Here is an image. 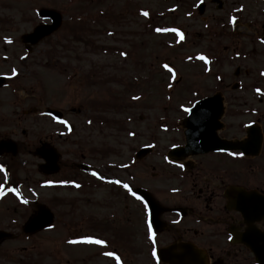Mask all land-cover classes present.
Returning <instances> with one entry per match:
<instances>
[{
    "label": "rangeland",
    "instance_id": "374dc122",
    "mask_svg": "<svg viewBox=\"0 0 264 264\" xmlns=\"http://www.w3.org/2000/svg\"><path fill=\"white\" fill-rule=\"evenodd\" d=\"M41 7L58 11L62 25L37 44L22 69L19 36L40 22L35 11ZM263 12L260 0H0V30L6 24L14 28L0 33V41L7 35L12 43L4 42L7 51L0 50V71L19 77L16 88L24 89L35 107L24 126L32 135L29 142L51 144L61 156L59 172L47 179L39 173L38 158L29 157L28 188L16 185L12 173L20 183L25 175L11 168L12 190L0 211L9 223L1 220L3 228H10L15 213L31 210L32 201L48 206L53 221L48 231L5 243L1 264H150L148 242H153L129 188L145 187L162 200L165 191L178 187L164 155L182 139L176 125L195 99L192 92L212 88L220 74L225 90H232L240 85L242 67H261H247L231 53L248 28L260 30ZM250 87L247 79L244 89ZM5 93L3 123L11 127L17 123L15 106L25 104L20 94L5 98ZM47 109L60 111L62 120L41 114ZM145 146L151 152L135 161ZM182 184L175 196L185 200L176 201L188 204L190 188ZM123 231L120 238L126 241H112L110 234ZM87 240H101L103 246Z\"/></svg>",
    "mask_w": 264,
    "mask_h": 264
},
{
    "label": "flooded vegetation",
    "instance_id": "af4514ba",
    "mask_svg": "<svg viewBox=\"0 0 264 264\" xmlns=\"http://www.w3.org/2000/svg\"><path fill=\"white\" fill-rule=\"evenodd\" d=\"M260 1L264 2V0ZM262 18H264V12ZM41 22L43 21L40 20L39 23ZM241 22L243 21L239 20L231 25L230 32L235 33L237 26L242 24ZM43 23H49V21L46 20ZM2 27L4 29L0 30V33H8L9 30L14 29L13 25L8 24ZM33 28L30 31L22 32L19 36V44L23 50L19 56V60L22 61V69H24L29 54L35 50L34 47L24 43L22 37L31 32ZM240 37L246 42L240 41L237 46H241L243 49L240 50L235 46L231 55L236 60H246L249 64L247 67L254 68L255 65L261 67L253 70L242 67L238 73L240 85L227 91L225 90L224 76L215 75V85L212 88L202 90L201 93L199 91L192 92L195 99L187 104L188 111L185 112V115L189 114L198 120V124H203L207 128L218 127L215 133L220 141L230 144L244 143V147L191 155L181 163H175L168 159L165 153V162L171 168L169 173L171 176L177 177L180 184L178 187L175 186L165 191L162 200L155 199L152 192L145 187L129 188L132 193L138 191L149 196L158 207V212L156 210L152 212L145 201L138 199V204L142 209L139 213L144 224V231L149 232V230L146 231V224L149 225H147L148 229L151 227V242L153 244L148 242L149 249L151 248V253L149 252L150 264H179L177 263L179 258L185 256L189 258L186 264H256L255 253L256 256L257 254L264 255V201L257 200L249 203L239 193L243 191L246 194L251 193L253 196L264 198V77L259 75L260 73L264 74V21L260 30L253 31L248 28ZM2 41H0V50L7 51L3 44L6 42V45H12L7 42L11 41V36L4 35ZM222 49L226 52L227 45ZM3 56L9 57L7 54ZM3 60L6 61V59ZM10 72L11 70L9 72L0 71V169H2L0 171V211L5 195L12 190V180L16 181V185L28 188L29 185L26 183H30L31 175L30 170L27 169L29 167L28 158L37 157L41 162L35 155L38 147H34L29 142V137L32 135L24 127L28 119L36 113L35 107L28 99L29 95L24 92L25 90L16 88L15 81L19 77L10 76ZM247 79L251 83L250 89H244ZM241 83H243L242 89L240 88ZM3 92H6L5 98L7 96H16L17 98L20 94L25 104L15 106L18 113L17 123L16 125L12 124L11 127H4L3 123L1 102ZM210 97H216L217 100L211 101V105L205 109L208 111L207 113L196 114L194 111L189 113L196 102ZM41 114L43 113L41 112ZM57 114L61 119L63 118L60 111ZM176 127L179 128V125ZM180 132L181 141L171 144V147L183 144V130L180 129ZM255 135L259 136L257 146L253 144L258 141ZM45 144L48 143H43L39 147ZM18 161L22 162L20 168L17 166ZM59 161L58 163H60ZM39 166L40 163L38 169ZM11 168L15 169V172L20 171L22 175H25L21 183L19 176L12 173ZM84 169L88 171L87 168ZM172 169L175 170L172 171ZM39 173L46 179L50 177L40 169ZM4 175L8 180L6 185H3ZM95 179L110 185L109 182L101 180L99 177ZM184 182L190 188V195L186 199L188 204L178 203L176 201L178 197L184 200L185 198L175 196L181 194L176 193V190H180L179 188L183 187L182 183ZM115 187L127 191L125 190L127 188ZM26 194L31 196L30 191ZM41 205L44 204L32 201L31 210L22 212L21 215L15 213L10 219V224L7 225L10 228L2 226V221L9 223V215H6L5 218L3 212L0 213V232L10 235L9 238L0 242V264L3 256L1 247L5 243L15 241V239L26 240L36 233L25 228ZM145 206H147V213ZM13 210L15 211V208ZM153 213L156 214L155 218H153ZM16 215L19 220L14 218ZM4 218L5 220H3ZM150 218H152L151 224ZM153 220L156 222L154 223ZM123 234L124 231L110 235L112 241H126V238H120ZM145 237L148 239V235ZM113 245H115L114 242ZM130 251V249H126L125 254H129Z\"/></svg>",
    "mask_w": 264,
    "mask_h": 264
},
{
    "label": "water",
    "instance_id": "95a60500",
    "mask_svg": "<svg viewBox=\"0 0 264 264\" xmlns=\"http://www.w3.org/2000/svg\"><path fill=\"white\" fill-rule=\"evenodd\" d=\"M200 13H202L203 6L199 8ZM39 16L42 18H50L52 20L51 25H40L37 26L34 31L23 37L24 42H29L31 44H37L45 37L51 35L54 31H56L61 25V17L60 15L52 10L41 9L39 11ZM1 85V84H0ZM217 100L216 97L207 98L199 101L190 109L189 112H195L196 114L202 113L205 114L208 111L205 109L211 105V101ZM49 114L54 115L55 112L48 111ZM198 120H195L193 117L188 115L182 121V127L184 128V138L185 145L182 147H176L169 151L168 156L171 157L174 161H180L186 156L196 155V154H204L208 152L221 151V150H230V149H242L244 147V143L240 144H230L224 141H220L217 139L215 135V131L218 127L207 128L203 126V124H198ZM203 121V120H202ZM258 141L254 142L256 146L259 144V136L255 135ZM252 144V145H253ZM149 152L148 149H143L139 152V157L147 154ZM36 154L39 155L44 161L45 164L40 166V170L45 174H53L56 173L59 169L57 165L58 155L54 151V149L48 147V145L43 146L41 149L36 151ZM240 195L243 196L244 200H247L249 203L253 201H264V198H259L258 196H253L251 193L246 194L243 191L239 192ZM137 194L144 199L147 203L148 208L154 212L156 210L158 212V207L154 204V202L149 198V196L142 194V192H138ZM141 194V195H140ZM254 194V193H253ZM155 213H153V218H155ZM53 216L48 211V209L44 208V206H39L36 214L29 220L26 225V230H30V232H36L43 228H46L51 225ZM152 220V218H150ZM155 223L156 220H153ZM9 235L3 232H0V241L2 239L8 238ZM255 253V252H254ZM256 264H264V255L255 253ZM188 256L179 258V264H186L188 262Z\"/></svg>",
    "mask_w": 264,
    "mask_h": 264
},
{
    "label": "snow or ice",
    "instance_id": "6c2138e0",
    "mask_svg": "<svg viewBox=\"0 0 264 264\" xmlns=\"http://www.w3.org/2000/svg\"><path fill=\"white\" fill-rule=\"evenodd\" d=\"M141 15H145V16H147V13H141ZM157 31H159V29H157ZM176 35L177 36H179L180 35V33H176ZM121 55H123V53L121 54ZM200 59H203V57H199ZM205 63H207V61H205ZM165 67H167L166 65H165ZM169 72H171L172 71V69L171 68H168L167 69ZM15 74V73H14ZM184 111L185 112H187L188 111V109H184ZM0 171H2V169H0ZM92 175H96V173H93ZM112 183H116V181H112ZM77 187H78V185H77ZM126 187V186H125ZM137 199H139V197H137ZM145 212L147 213V206H145ZM149 239L151 240L152 239V233H151V227H149ZM85 243H92V244H97V245H101V246H103V241H101V240H87V241H85ZM106 256H111L112 254L111 253H104ZM153 255H155V253H153ZM117 264H119V262H117Z\"/></svg>",
    "mask_w": 264,
    "mask_h": 264
}]
</instances>
